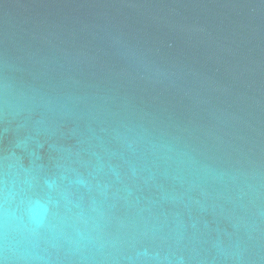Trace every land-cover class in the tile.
I'll list each match as a JSON object with an SVG mask.
<instances>
[{
	"label": "water",
	"instance_id": "water-1",
	"mask_svg": "<svg viewBox=\"0 0 264 264\" xmlns=\"http://www.w3.org/2000/svg\"><path fill=\"white\" fill-rule=\"evenodd\" d=\"M0 264H264V0H0Z\"/></svg>",
	"mask_w": 264,
	"mask_h": 264
}]
</instances>
